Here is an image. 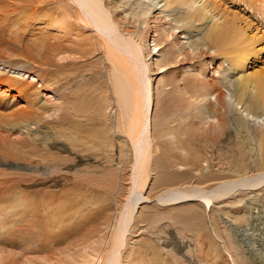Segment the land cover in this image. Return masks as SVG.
<instances>
[{"label":"rangeland","instance_id":"374dc122","mask_svg":"<svg viewBox=\"0 0 264 264\" xmlns=\"http://www.w3.org/2000/svg\"><path fill=\"white\" fill-rule=\"evenodd\" d=\"M138 1L104 0L103 3L108 6L107 8L112 12L111 17L120 24L121 29H135L137 32L143 33L141 41L144 45V54H146L148 45H153L152 27L154 20L147 19L145 23L143 19H140L136 23L135 15L140 7L137 9L134 4ZM148 1L156 7L154 11H151L150 18L155 15L160 16V20H162L161 18H164V13H166L168 16L170 15L169 20L174 19L173 21L167 19V22H165L164 19L160 23L157 22L162 25L158 28V42H161L162 32L160 28L168 30L176 25L175 19L180 17L181 13L176 12V5L165 4V0ZM197 1L199 4L197 5V13L185 16L188 22L191 21L190 24L188 25L186 24L187 21H184V26L176 29L178 31L182 30L183 34H178L176 30L171 31L174 32V36L178 37L181 45L188 41L190 35L196 40L200 38L204 40L211 31L210 27H214L216 23L218 24L216 30L220 32V28L224 24L223 15L226 13L229 15L239 14V25L247 32L251 45H253L252 36L256 33H258L256 39L260 41L257 42L256 46L259 48L264 45V2H262L264 0H247L248 2L246 0ZM64 4L63 0H0V44L14 45L20 49L19 52L10 50L7 52L4 47H0V68L2 69L3 66L6 67L9 64H12L13 67L26 64L25 57L29 59L30 63V70H23L24 67H21V71H19L21 76H15L12 71H9V73L3 71L4 69L0 70V115L20 117L26 112V109L29 110L32 105L30 101H32V98H36L35 95L22 94L29 84H33L35 88L39 89L40 95L37 101L40 102V105H46V101H48L52 105L64 106L66 95H73L77 91L82 93L74 102L75 105H78L77 109L86 103H90L91 109L88 113L85 109L84 112L87 114L84 116H71L70 118L74 122L84 119L86 122L79 126L84 130H99L101 139L91 147L89 146L91 140L83 144H78V141H76L77 145H74L59 137L54 130L42 129L39 126L38 130L41 132L42 138L40 143H45L39 151L34 153L28 149L26 153L24 149L13 152L15 155L11 157L0 155V188L4 189H0V193L5 191L2 200L4 202L13 194L24 191L23 187L16 186L20 183L25 189L29 185H33L34 195L32 198L37 202L45 196V191L54 192L53 195L59 201H63L60 207H63V205L75 207L79 200H85V198L91 202L87 204L88 211H85L82 216L84 219L83 224L73 229L74 231L68 232L69 223L67 222L63 229L59 231L60 237L52 238L47 235L48 238L43 236L40 240H36L30 236L26 239L18 238L14 242L11 241L10 244L0 243V264H80L84 258L89 255L95 256L97 252L98 255H102L103 252L105 258H107L113 250L111 245L113 236L116 235L117 228L120 227L127 230L121 239L119 264H154V261L151 260L152 250L146 248L149 245L159 248L162 254L167 257L169 264H212L205 261L204 256L207 251L211 252L206 244L213 240H216L217 246L220 247L219 252L222 250L223 257L229 258L232 264H264V184L257 188L238 184L229 194L218 198L213 196L212 200L210 198V204L208 205L206 199L198 197V195H195V198H186L179 202L167 201L168 189L181 187L184 190H191L199 184L200 180L197 179L203 177L204 174L209 175L212 172L224 176L230 173L234 176L237 174L234 171L240 172V169L234 168V166L231 167L234 171H229L230 165H224L221 162L223 161L222 157L228 156L229 160L233 159V154L227 152V148L229 146L236 147L235 144L242 139L243 135L248 134L250 137L249 148L253 149V162H251L248 169L260 174L257 167L261 168L264 153L259 150L261 149L259 121H261V124L263 123L264 128V114L259 117L260 120L258 119L259 121L257 120L255 125L250 123L251 131L243 132L242 136L238 133L239 137L235 139L240 128L238 122H236L237 117L241 116L242 112L246 116L245 111H240V104L238 107L235 90L225 87L222 89L221 94L212 93L210 95L211 102H214V96L220 100L224 97L223 95L228 93L230 103V107L223 108V110L227 111L229 109L227 111L229 124L226 129L229 136L233 135V138L228 137L227 140V135H225L224 142L227 141L217 143L213 137L209 138L204 136L203 132L195 130L197 122L192 127V122L189 120L190 116L186 117L188 125H186V122L179 123L180 119L178 117L182 113L179 111L178 106H173L178 98H175L169 92L170 85L164 87L163 83L158 82L168 79L173 83L175 78L180 76L182 72L180 69H183L184 66L189 70L193 67L201 69L202 63L208 61L211 56L215 57L217 66L222 64L229 77L236 79L237 74L231 69L230 59L226 56H218L216 47L212 46L211 40L206 39L207 41H203L206 42L203 49L194 52L190 58L187 57L183 61H179L178 66L171 70L172 72L150 73L153 89L152 107L154 106L153 109L151 108V115H153L151 117L156 123L152 121L150 131L153 134V142L149 147L146 158L143 160V163H146L149 168L147 184L144 190H139L142 192L139 194V202L132 214L133 218L129 219V222H123V225L121 224L122 226L119 225L118 227L119 218L123 220V217L119 216L121 215L120 211L122 205L127 202L126 197L128 196L129 187L132 185L130 177L132 176L135 158L131 154L132 152L135 153V149L131 151L128 145L124 146L123 144L128 138L126 139V136L118 132L115 127L109 128L105 125L118 118L120 102L117 98L116 89L118 90L120 84L117 82V76L112 74L116 84L113 82L112 70L104 67L106 61H104V53L100 47L94 50L96 47L93 42H95L96 31L93 27L77 28L71 33L63 30L59 23L49 21V18L46 19L48 12L55 13L59 18L65 14ZM203 7L205 8L204 14L213 16L212 21L211 19L199 17L198 10ZM168 23L170 24L163 26V24ZM68 33H71V35ZM124 33L128 35V33ZM181 37L185 38L180 39ZM49 44H54V46L48 48ZM184 48L187 53L189 47L184 46ZM261 50L257 56L256 54L251 55V61H247V69L253 70L259 65H264V48ZM167 51L168 48L164 47L160 53L161 55L156 56L154 60L158 57L161 59L162 56L164 58L168 54ZM186 53L182 56H185ZM17 54H22L24 57H18ZM254 58L257 60H254ZM153 68L156 67L153 66ZM208 69L205 74L206 80H210L213 75V68L208 67ZM39 71L41 73H38ZM27 75H30V77H26ZM187 80L190 81L191 79L187 78ZM107 87L109 90L106 93L110 100L107 111L108 118L102 119L98 116L97 109L100 100L102 102L106 100L107 96L102 92L107 90ZM90 88L94 92V94L91 92L94 100L84 95L85 89ZM180 104L182 107L183 104H188V101L182 100ZM204 104L207 107V103H200L203 106ZM259 104V110L262 112L264 106L262 103ZM65 113V109L57 112L52 109V116L45 117V120L54 122L56 117ZM205 113L209 118L210 113L208 111ZM220 119L224 123L225 118L220 116ZM56 121V123H60L61 120ZM56 123L50 126L57 128L68 126L66 123L60 125ZM210 124L213 123L208 125ZM179 128L197 134L198 138H187V141L189 139L188 143L192 141L191 146L210 147L209 149L203 147L204 150H207L205 152H208L209 157L210 155L213 157L209 160L210 163L202 160V166L197 171L190 166L182 167L180 164H175L177 161L170 156L167 147L158 145V143L165 140L172 144V147H175L177 138L174 135H177ZM231 132H233L232 135ZM12 133L13 130L10 129L8 135H0V142L2 143L3 136L12 138L14 141L21 140L20 137L11 135ZM52 136L59 140L53 142L50 139ZM227 143L229 146H226ZM212 144H218L221 147ZM0 154L2 153L0 152ZM166 158L171 159L170 162L173 161L171 162L173 166H165ZM249 160L247 158L246 161ZM160 161L164 166H159ZM183 172L192 176L191 179L187 178V182L183 179L175 180L177 183L174 184L173 188L167 187V184H161V179L167 177L168 173L169 175L173 173L172 175L176 176V174H183ZM242 173L243 171L240 174ZM157 182H160V184L158 185ZM222 182L223 180L211 181L205 184L200 182L199 185L207 186L208 190L209 188L218 189L223 184ZM212 183L213 185H209V187L208 184ZM217 185L218 187H216ZM34 188L38 190L36 191ZM79 191H82V193L77 194ZM104 199L108 200L110 207L106 211L103 209V211L95 213L96 206L101 204L93 205L92 203L97 202L96 200L101 203ZM198 202L204 206V209L198 210L197 205H195ZM55 210L60 212L59 215L67 218L65 216L68 213L66 210L62 211L57 207ZM49 221L54 222V219L46 215L41 222L46 226L48 232L50 226L47 223H50ZM22 223L28 225L26 221ZM102 262L103 260L99 264H102Z\"/></svg>","mask_w":264,"mask_h":264},{"label":"bare ground","instance_id":"6f19581e","mask_svg":"<svg viewBox=\"0 0 264 264\" xmlns=\"http://www.w3.org/2000/svg\"><path fill=\"white\" fill-rule=\"evenodd\" d=\"M63 1L65 2V14H63L59 18V16L55 15V13L48 12L47 14L45 13L47 17L46 19L49 18V21L59 23L60 27L68 32H74V30H76L77 28L86 29L85 26L89 28L93 27L96 31V34L94 33L95 42H93L94 46L96 47L94 50H96L97 47H100V49L104 53V61H106L104 63L106 65L104 67H108L112 70L111 75H116L118 78L117 82L120 84L118 86V90L116 89L117 98L120 102V108H118V111L119 109L120 111L119 114H117L118 118H115L114 121L105 125L109 128L115 127L118 132L126 136V139L128 138L126 142L123 140V142H125L123 144L124 146L128 145V147H130L129 150L131 151L132 149H135V153H131L135 156V158L133 164L134 167H132L133 172L131 173L132 176L130 177L132 185L131 187H129L128 196L126 197L128 200L126 199L127 202L126 204L122 205L123 207L120 211L121 215L119 216H122L123 220L122 218H119V221L121 222L118 223L119 227V225H121L123 222H126L129 219L133 218L132 214L134 213L135 206L139 202V194L142 192H140L139 190H144L145 185L147 184V175L149 168L147 167L146 163H143V160L144 158H146L149 147L153 142V134L150 131V128L152 127V123L154 122L151 117L153 116L151 115V108L153 109L154 106L152 107L153 89L150 73L152 72L157 74L156 72L161 73L164 71H166V73L172 72L171 70L174 67L178 66L177 63L179 61H183V59L187 57L190 58L194 52L199 51V49H203V45H206V42H203L204 40H211L213 44L212 46L216 47L218 56H226L228 57V59H230L231 69H233L235 71V74H237V76L235 77L236 79H232L231 77H229V74L226 73L227 70H225V67H222V64H219V66H217L218 64L215 62V57L211 56L208 61L202 63L201 69H196L193 67L191 70H189V68H185L184 66L183 69H180L182 70L180 76L175 78L173 83L168 79H164L158 82L163 83L164 87L170 85L171 88L169 89V92L172 93L175 98H178L173 103V106H178L179 111L182 113V115L179 113L181 115L180 117H178L180 119L179 123L188 121L186 117L190 116L189 120L192 122V127L197 122L195 130L201 131L203 132L204 136H208L209 138L213 137L217 143H221L224 142L225 135H227V140L228 137L233 138V132H231L232 136H229V132L226 129V126L229 124L227 113L229 109H227V111L225 109L223 110V108L230 107V103L228 101L229 95L228 93L223 95L224 97L220 100H218V98L214 96V102H211L212 99L210 95H212V93L214 94L215 92L221 94L222 89L225 87L227 89L233 88V90H235V95L237 96L236 99L238 107L240 104V111L246 112V116L242 112L241 116L239 115L237 117L236 122H238L237 124L240 128L237 131V136H235V139L239 137L238 133L242 136L243 132L246 133L248 131H251L250 123L255 125L259 117L264 114V109L262 110V112H260L259 110V103H262L264 106V65H259V67H256L253 70L247 69L246 65L247 61L252 58L251 55L256 54L257 56L258 54H260L259 52L262 51L261 49L264 48V45H261V47L259 48L256 46L257 42H260L259 39H256L258 33L252 36L253 45L249 43L250 37L247 35V32L239 25L238 13L232 15L226 13L223 15L224 24L220 28V32H217L216 30V28L218 27V24L216 23L214 27H210L211 31L209 34H207L204 40H202L203 38L196 40V38H192V36L190 35V37H188V41L182 43L183 45H181V43H179L178 41V37L174 36V32L172 33L171 31L182 28V26H184V21H187L185 16L194 15L195 13H197V5H199L197 0H165V4L167 5H176V12H180L181 16L175 19L176 25H173L170 29L165 30L164 28H160L162 32V40L161 42H158V28L162 25L158 24L157 22L160 23L164 19V21L167 22V19L170 17V15L168 16L162 11V13L165 14V17L161 18L162 20H160V16L155 15L152 16L153 18H150L151 11H154V9H156L155 5L148 0H139L138 3L134 4V7L136 6L137 9L140 7L138 13L135 15L136 23L139 22L140 19H143L145 23L147 19L154 20L152 27L153 45H148V51L146 52V54H144V45L141 41L143 33H139L135 29H121L120 24L111 17L112 12H110L109 8H107L108 6L103 3L104 0ZM73 3L76 6L72 5ZM204 10V7L198 10L199 17L203 19H211L212 21L213 16L204 14ZM173 20L174 19H168V21ZM214 20H216V18H214ZM190 22L187 21L186 24L189 25ZM169 24L170 23L163 24V26ZM124 32L128 33V35H125ZM71 33L68 34L71 35ZM178 34H183V31L179 30ZM184 38L185 37H181L180 39ZM53 46L54 44H49L48 48ZM184 46L189 47L187 53ZM0 47H4L7 52L9 50L13 52L20 51V49H18L14 45L0 44ZM164 47L168 48V54L164 58H162V56L161 59H159L158 57L156 60H154L156 56L161 55L160 53L162 49H164ZM53 50L55 51V49ZM185 53L186 55L182 56ZM17 55L18 57H24L22 54ZM25 59L27 61L26 64L28 65L21 63L22 65L13 67L11 66L12 64H9L6 65V67L3 66V68H0V70L4 69L3 71L7 72L12 71L15 76H19V71H21L22 66L24 67L23 70H30L29 59H27L26 57ZM255 59L256 58H254V60ZM153 66L156 68H153ZM208 67L213 68V75L211 76L210 80H206L207 77L205 76L206 71L209 70ZM38 73H41V71H39ZM114 76L112 77V80L114 79ZM26 77H30V75H27ZM187 78H190L191 80L188 81ZM113 82L116 84L115 80H113ZM108 90L109 88L107 87V90L102 92L105 93L107 97L103 102L100 100L98 105L99 107L97 109L98 116L102 119L108 118L107 111L110 105L109 96L106 93L108 92ZM91 92L94 94L92 88L85 89L84 95L89 97L91 100H94L93 94ZM26 93H28V95L30 96H36V98H32V101H30L32 102V105L30 106L29 110L26 109V112L23 113L20 117L14 115L4 117L0 115V135H8V132L11 129L13 130V133L11 135L21 138L20 141H14L12 140V138L10 139L9 137L3 136L2 143L0 142V152L2 153L0 155L4 157H11L15 155L13 152H19L24 149V152L26 153L28 152V149L32 150V152L34 153H36V151H39L41 146L45 144L40 143L42 138L41 132L38 130L39 126H41L42 129L49 128L54 130L56 134L59 135V137L66 139V142L70 144L72 143L74 145H77L76 141H78V144H83L84 142L91 140L89 144V146L91 147L95 142L101 139L99 130H84L81 128V126H79L82 125V123L86 122L84 119L74 122L70 118L71 116H84L91 109L90 103H86L78 109V105L74 104L76 99L80 97L82 93L76 91V93H74L73 95H66L64 99V106L52 105L48 101H46V105H40V102L37 101L38 96L40 95V91L39 89L35 88L33 84H29L28 86H26L24 93L22 94L24 95ZM182 100H187L188 104H183L181 107L180 103ZM201 102L207 103V107L205 106V104L204 106L200 105ZM52 109L55 112L60 111L61 109L66 110V113L64 115L56 117V120H61L60 123H56V120L54 122H48L45 120V117L52 116ZM85 109L87 110V113L84 112ZM207 111L210 113L209 118L205 115V112ZM220 116H223L225 118L224 123L221 122ZM85 117L90 118L89 116ZM244 117H246L247 119ZM65 118L67 121L65 120ZM259 122V128H261V132L259 134L261 149L259 150L264 153V128L262 126L263 123L261 124V121ZM54 123H56L57 125L66 123L68 126L60 128L50 126ZM154 123H156V121ZM209 123L213 124L208 125ZM186 125H188V122H186ZM178 131L179 132L177 133V135H174V137L177 138L175 147H172V144L165 140L164 142L158 143V145L168 148V153L170 152V156L172 158H175L177 161V163L175 164H180V166L182 167L190 166L195 168L196 171L199 170L202 166V160L209 162V160L213 158L211 155L209 157L208 152H205L207 150H204V148L209 149L210 147L203 146V148L196 145L191 146L192 141L188 143L189 139L187 141V138H198L197 134L195 132L190 133L189 131H185L182 128H179ZM96 135L98 136L95 139ZM50 139L53 140V142L59 140L54 136L50 137ZM249 139L250 137L248 136V134L243 135L242 139L237 144H235L236 147H230L228 143V145H226L229 146L227 148V152L233 154V159L229 160L228 156L222 157L223 161L221 162V164H229V171L232 170L231 167L233 166L234 168H239L240 172L232 170L235 173L237 172V174H235L236 177H234L235 175L233 176L230 173L224 176H219L218 174L212 172L209 175L204 174V176L201 174L203 177L200 176L201 178L197 179L200 180L199 184L200 182L205 184L217 180H223V184H221V187H219L218 189L209 188L208 190L207 186L204 187L203 185L198 184L195 185V187L191 190H184L181 187L173 188L174 184L177 183V181L175 180L183 179L185 180V182H187V178H190L192 176L188 173L183 172V174H176V176H178L176 178L175 175H172L173 173L171 175H169L168 173L167 177L165 176V178L161 179V184H167V187L173 188L167 190L169 195H167V201L179 202L186 198H195V195H198V197L205 198L208 205L210 204V198L212 200L213 196H215V198L225 196L229 194L232 189L238 184L244 186H252L255 188L263 185L264 158L261 160L263 161L261 164V168L257 167V169L260 170V174H258L259 172L254 173L253 171L248 169V167L251 165V162H253V149L249 148ZM212 145L220 146L218 144ZM247 158L250 159L248 162L246 161ZM170 160L166 158L167 162H165V166H173V164L171 163L173 161L170 162ZM160 163V167L164 166L163 163ZM155 165H157V163H155ZM242 171L243 173L240 174ZM157 184L159 185L160 182H157ZM209 185L211 186L213 185V183L208 184V186ZM16 186L23 187L24 191L13 194L12 196L4 200V202H2V200L4 198L3 194L5 193V191H2V193H0V243L10 244L11 241L14 242V240H17L18 238L26 239L30 236L32 238L34 237L36 240H40L43 236L47 235L52 238L60 237L61 234H59V231L63 229L64 225L67 222L69 223L68 232L77 228L78 226H80V224H83L84 219L82 216L85 214V211H88L87 204L91 202L86 198L85 200H79L75 207L69 205H63V207H60L63 201H59V199H57L56 196L53 195L54 192L52 191H45V196L43 198H40L39 202H37L34 198H32L34 195L32 190L33 185H29V187L26 189L20 183ZM216 187H218V185ZM34 190L37 191L38 189L34 188ZM81 193L82 191H79L77 194ZM96 201L97 202H94L92 204L101 205L96 206L95 213L101 210L103 211V209L106 211L110 207L108 205V200L106 199H104V201H101V203H98L100 202L98 200ZM195 205H197L198 210L204 209V206L200 204V202ZM207 205L206 207H208ZM56 207L62 211L66 210V212H68L67 214H65L67 218L59 215L60 212L58 210H55ZM46 215L54 219V222L49 221L50 223H47V225L50 226L49 232L46 230V226L41 224L43 218ZM23 221H26L28 225L26 223H22ZM116 222L118 221L116 220ZM116 228H114L115 231H117ZM117 229L118 233L116 232V235L113 236V240L111 241L113 250L108 254L107 258H105L103 252L102 255H98L97 252L95 256L89 255L88 257L84 258L80 264H99L101 260H103L102 264H119L121 239L127 229L123 230V227ZM206 246L210 249L211 252H206V257L204 256L205 261H208L212 264H232V262L229 261V258H227L225 255V257H223L222 250L221 252H219L220 247L217 246L216 240L211 241L210 243L206 244ZM146 248L152 250L153 256L151 260L154 261V264H169L167 257L162 254L159 248L153 245H149ZM121 250L123 249L121 248Z\"/></svg>","mask_w":264,"mask_h":264}]
</instances>
